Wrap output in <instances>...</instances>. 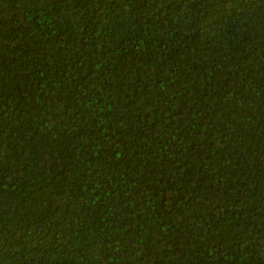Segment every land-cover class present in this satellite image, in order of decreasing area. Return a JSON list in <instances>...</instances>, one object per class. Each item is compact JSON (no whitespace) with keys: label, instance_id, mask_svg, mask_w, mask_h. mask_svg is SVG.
<instances>
[{"label":"trees","instance_id":"16d2710c","mask_svg":"<svg viewBox=\"0 0 264 264\" xmlns=\"http://www.w3.org/2000/svg\"><path fill=\"white\" fill-rule=\"evenodd\" d=\"M0 264H264V0H0Z\"/></svg>","mask_w":264,"mask_h":264}]
</instances>
